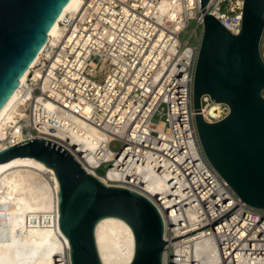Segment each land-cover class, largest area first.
Listing matches in <instances>:
<instances>
[{
    "label": "built area",
    "instance_id": "obj_1",
    "mask_svg": "<svg viewBox=\"0 0 264 264\" xmlns=\"http://www.w3.org/2000/svg\"><path fill=\"white\" fill-rule=\"evenodd\" d=\"M81 1L60 21L62 36L49 39L30 68L19 112L0 141L9 147L33 139L54 142L86 170L84 155L69 148L72 118H81L106 138L90 174L146 196L160 213L185 214L187 234L217 221L242 200L211 166L198 139L193 85L205 31L200 0ZM243 9L244 0H209L206 14L237 35ZM229 113L226 103L201 97L205 121L219 122ZM114 141L122 144L118 151L110 147ZM187 213L196 214L191 224ZM176 221L171 215L165 222L166 242L177 237ZM188 236L203 242L204 262L264 264V210L243 201ZM165 253L166 264L186 260L168 243Z\"/></svg>",
    "mask_w": 264,
    "mask_h": 264
},
{
    "label": "water",
    "instance_id": "obj_2",
    "mask_svg": "<svg viewBox=\"0 0 264 264\" xmlns=\"http://www.w3.org/2000/svg\"><path fill=\"white\" fill-rule=\"evenodd\" d=\"M70 0H0V109L19 87L49 40V31ZM209 0H200L205 31L193 85L198 139L218 174L252 208L264 210V0H244L242 28L229 32L206 14ZM226 103L229 115L215 123L201 115V97ZM34 158L51 168L59 182V227L69 245L70 264H103L95 229L116 217L133 230L135 253L130 264H163L165 223L154 203L133 190L108 186L88 173L66 149L33 139L0 153V163Z\"/></svg>",
    "mask_w": 264,
    "mask_h": 264
},
{
    "label": "bare ground",
    "instance_id": "obj_3",
    "mask_svg": "<svg viewBox=\"0 0 264 264\" xmlns=\"http://www.w3.org/2000/svg\"><path fill=\"white\" fill-rule=\"evenodd\" d=\"M81 3V0H70L67 3L49 31V39L57 40L62 36L60 21L67 14L77 12ZM30 68L22 75L17 90L0 109V134L11 125L15 114L19 112L20 95ZM46 107L49 110L55 109V105L51 102L46 103ZM210 113L216 115L217 109H211ZM72 121L73 136L69 148L74 150L78 148L80 152L78 154L84 155L85 161L81 156L78 158L89 173H94L91 167L98 163L97 150L104 144L106 138L85 120L74 117ZM13 134L17 139L21 137L18 131ZM58 137L63 138V135L58 134ZM8 148L7 142L0 141V153ZM46 174L51 175V181L47 180ZM101 180L107 184L106 180ZM58 193L59 182L54 171L41 161L34 158H17L0 163V264H70L68 241L59 227ZM161 213L164 223L169 222L171 215L178 220L175 222L177 237L169 238L168 241L187 234L186 229L189 226L185 214L176 211L171 214ZM187 216L190 219H188L189 224L196 218L195 213H187ZM188 237L168 243L169 246H176L179 255L186 258L181 262L174 260V264L204 262L203 242L185 240ZM95 238L103 264H130L133 260L134 233L122 219L107 217L99 221L95 229ZM210 259L204 264H213L214 258ZM166 263L167 253L164 254L163 259V264Z\"/></svg>",
    "mask_w": 264,
    "mask_h": 264
},
{
    "label": "rangeland",
    "instance_id": "obj_4",
    "mask_svg": "<svg viewBox=\"0 0 264 264\" xmlns=\"http://www.w3.org/2000/svg\"><path fill=\"white\" fill-rule=\"evenodd\" d=\"M195 25L194 24H192L190 27H189V31L194 27ZM189 37V34H187L186 35V38H188ZM121 142H119V141H114L113 143H111V145H110V147H111V149L113 150V151H118L120 148H121ZM107 168V166H105L104 168H103V170H99L98 171V173L100 174V175H104V170ZM47 176V180L49 179L50 181H51V175L50 174H46L45 175V177Z\"/></svg>",
    "mask_w": 264,
    "mask_h": 264
}]
</instances>
